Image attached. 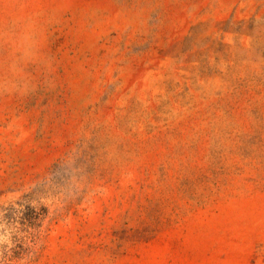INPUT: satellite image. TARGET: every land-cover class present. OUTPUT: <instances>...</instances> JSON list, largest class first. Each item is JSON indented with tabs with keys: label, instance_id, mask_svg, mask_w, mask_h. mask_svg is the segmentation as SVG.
I'll return each instance as SVG.
<instances>
[{
	"label": "rangeland",
	"instance_id": "rangeland-1",
	"mask_svg": "<svg viewBox=\"0 0 264 264\" xmlns=\"http://www.w3.org/2000/svg\"><path fill=\"white\" fill-rule=\"evenodd\" d=\"M0 264H264V0H0Z\"/></svg>",
	"mask_w": 264,
	"mask_h": 264
}]
</instances>
